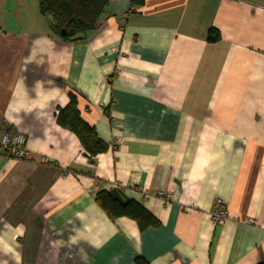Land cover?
I'll return each instance as SVG.
<instances>
[{"label":"crops","instance_id":"0c3cea01","mask_svg":"<svg viewBox=\"0 0 264 264\" xmlns=\"http://www.w3.org/2000/svg\"><path fill=\"white\" fill-rule=\"evenodd\" d=\"M49 20L0 0V130L27 152L0 148V264L264 262V0H108L75 41ZM69 93L108 144L93 163L55 121ZM101 190L157 224L108 217Z\"/></svg>","mask_w":264,"mask_h":264},{"label":"trees","instance_id":"16d2710c","mask_svg":"<svg viewBox=\"0 0 264 264\" xmlns=\"http://www.w3.org/2000/svg\"><path fill=\"white\" fill-rule=\"evenodd\" d=\"M108 0H39V11L49 17V28L63 41H75L93 29L102 15ZM133 5H141L143 0H131ZM219 38L215 28L208 30V40ZM55 121L71 131L78 139L85 155L91 163L97 154L107 150L108 144L102 141L92 126L84 122L76 107V96L68 94V102L57 107ZM96 202L108 217H127L134 220L139 230L157 224L156 218L141 204L132 199H122L112 191L101 190L96 194ZM134 264H148L142 257H136ZM256 264H264L259 262Z\"/></svg>","mask_w":264,"mask_h":264},{"label":"built area","instance_id":"2783aa9c","mask_svg":"<svg viewBox=\"0 0 264 264\" xmlns=\"http://www.w3.org/2000/svg\"><path fill=\"white\" fill-rule=\"evenodd\" d=\"M132 9L135 6L131 7ZM0 148L12 159H23L27 152L25 138L22 134L0 130ZM228 210L221 200L216 203V208L210 213L212 221L220 225L227 218Z\"/></svg>","mask_w":264,"mask_h":264}]
</instances>
